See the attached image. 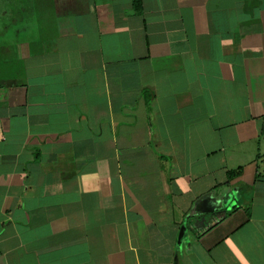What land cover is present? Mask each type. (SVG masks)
<instances>
[{
	"label": "crops",
	"instance_id": "crops-1",
	"mask_svg": "<svg viewBox=\"0 0 264 264\" xmlns=\"http://www.w3.org/2000/svg\"><path fill=\"white\" fill-rule=\"evenodd\" d=\"M0 0V264H264V0Z\"/></svg>",
	"mask_w": 264,
	"mask_h": 264
},
{
	"label": "trees",
	"instance_id": "trees-1",
	"mask_svg": "<svg viewBox=\"0 0 264 264\" xmlns=\"http://www.w3.org/2000/svg\"><path fill=\"white\" fill-rule=\"evenodd\" d=\"M133 2H134V7H135V9L137 10V11H139L140 10V0H133Z\"/></svg>",
	"mask_w": 264,
	"mask_h": 264
}]
</instances>
